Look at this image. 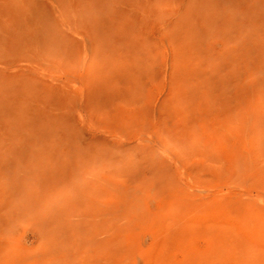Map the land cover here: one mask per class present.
Masks as SVG:
<instances>
[{"label":"rangeland","instance_id":"1","mask_svg":"<svg viewBox=\"0 0 264 264\" xmlns=\"http://www.w3.org/2000/svg\"><path fill=\"white\" fill-rule=\"evenodd\" d=\"M0 124V264H264V0H0Z\"/></svg>","mask_w":264,"mask_h":264},{"label":"bare ground","instance_id":"2","mask_svg":"<svg viewBox=\"0 0 264 264\" xmlns=\"http://www.w3.org/2000/svg\"><path fill=\"white\" fill-rule=\"evenodd\" d=\"M188 27V26H187ZM104 77V76H103ZM99 81V80H98ZM38 95V94H37ZM35 97V96H34ZM3 105H5V104H3ZM26 106V105H25ZM17 115V114H16ZM15 115V116H16ZM19 117V116H18ZM23 118V117H22ZM19 119V118H18ZM66 120V119H65ZM11 121V120H10ZM12 123V122H11ZM17 124H19V123H17ZM29 124H31V123H29ZM1 125V124H0ZM20 126V125H19ZM66 127V126H65ZM24 128H26V127H24ZM67 128V127H66ZM10 129V128H9ZM42 129V128H41ZM48 130V129H47ZM68 130V129H67ZM12 131V130H11ZM69 132V131H68ZM36 133V132H35ZM57 134V133H56ZM76 134V133H75ZM49 135V134H48ZM58 135V134H57ZM14 137V136H13ZM41 137H42V135H41ZM60 137V136H59ZM5 138H6V136H5ZM39 138V137H38ZM44 138V137H43ZM75 138V137H74ZM67 139H68V137H67ZM37 140V139H36ZM35 140V141H36ZM13 141H14V139H13ZM33 141V140H32ZM45 141V140H44ZM10 142V141H9ZM64 143V142H63ZM1 144V143H0ZM21 144V143H20ZM59 144V143H58ZM105 146V145H104ZM109 146H110V144H109ZM50 147V146H49ZM71 147V146H70ZM74 147V146H73ZM106 147V146H105ZM12 148H14V147H12ZM44 150V149H43ZM51 150V149H50ZM104 151V150H103ZM73 152V151H72ZM72 155V154H71ZM70 155V156H71ZM104 157V156H103ZM108 157V156H107ZM131 157V156H130ZM142 157V156H141ZM30 158V157H29ZM32 158V157H31ZM111 158V157H110ZM39 159V158H38ZM111 160V159H110ZM133 160V159H132ZM135 160V159H134ZM104 161V160H103ZM106 161V160H105ZM108 161V160H107ZM108 163V162H107ZM117 163V162H116ZM126 163H127V161H126ZM29 166H31V165H29ZM108 166H110V165H108ZM153 167V166H152ZM162 167V166H161ZM7 168V167H6ZM48 168V167H47ZM113 168V167H112ZM136 168V167H135ZM163 168V167H162ZM41 170V169H40ZM125 170V169H124ZM153 170V169H152ZM162 170V169H161ZM7 171V170H6ZM17 171V170H16ZM111 171V170H110ZM134 171V170H133ZM8 172V171H7ZM115 172H117V171H115ZM124 172V171H123ZM19 173V172H18ZM24 173V172H23ZM125 174V173H124ZM162 174V173H161ZM169 174V173H168ZM172 174V173H171ZM132 175V174H131ZM134 175V174H133ZM154 176V175H153ZM157 176V175H156ZM173 177V176H172ZM121 178V177H120ZM133 178V177H132ZM161 178V177H160ZM153 180V179H152ZM145 181V180H144ZM172 181V180H171ZM174 184V183H173ZM46 186V185H45ZM107 186V185H106ZM29 187V186H28ZM44 187V186H43ZM139 188V187H138ZM27 190V189H26ZM132 190V189H131ZM113 191V190H112ZM116 192V191H115ZM21 193V192H20ZM34 194V193H33ZM23 198V197H22ZM135 199V198H134ZM133 199V200H134ZM136 199H137V197H136ZM114 200V199H113ZM188 202V201H187ZM121 203V202H120ZM113 204V203H112ZM169 204V203H168ZM167 204V205H168ZM183 204V203H182ZM170 205V204H169ZM211 205H213V204H211ZM219 205V204H218ZM49 206V205H48ZM174 206V205H173ZM191 206V205H190ZM209 206V205H208ZM53 207V206H52ZM169 207V206H168ZM189 207V206H188ZM173 208H175V207H173ZM184 208H187L186 206H184ZM203 208V207H202ZM219 208H221V207H219ZM168 209V208H167ZM181 209V208H180ZM196 209V208H195ZM201 209V208H200ZM108 210V209H107ZM182 210V209H181ZM190 210V209H189ZM188 210V211H189ZM202 210V209H201ZM144 211V210H143ZM163 211H165V210H163ZM162 211V212H163ZM166 211H168V210H166ZM195 211V210H194ZM204 211V210H203ZM196 212V211H195ZM217 212V211H216ZM168 213V212H167ZM176 213V212H175ZM174 212H172V214L174 215L175 214ZM134 214V213H133ZM178 214V213H177ZM204 214V213H203ZM125 215V214H124ZM179 215V214H178ZM109 217V216H108ZM174 217V216H173ZM180 217V216H179ZM183 217V216H182ZM194 217V216H193ZM201 217V216H200ZM180 219H181V217H180ZM180 219L178 220V221H180ZM195 219V218H194ZM193 219V220H194ZM138 220V219H137ZM203 220V219H202ZM142 221V220H141ZM174 221V220H173ZM197 222V221H196ZM203 222V221H202ZM222 227V226H221ZM260 234V233H259ZM237 236V235H236ZM237 239V238H236Z\"/></svg>","mask_w":264,"mask_h":264}]
</instances>
